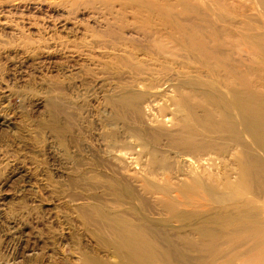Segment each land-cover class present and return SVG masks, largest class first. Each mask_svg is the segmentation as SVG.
Masks as SVG:
<instances>
[{
	"label": "rangeland",
	"instance_id": "374dc122",
	"mask_svg": "<svg viewBox=\"0 0 264 264\" xmlns=\"http://www.w3.org/2000/svg\"><path fill=\"white\" fill-rule=\"evenodd\" d=\"M256 27L264 0H0V264H264V151L245 181L225 119L264 96Z\"/></svg>",
	"mask_w": 264,
	"mask_h": 264
},
{
	"label": "bare ground",
	"instance_id": "6f19581e",
	"mask_svg": "<svg viewBox=\"0 0 264 264\" xmlns=\"http://www.w3.org/2000/svg\"><path fill=\"white\" fill-rule=\"evenodd\" d=\"M259 7L261 8L262 6L260 5ZM193 28L194 26L192 24H184V25L180 24V26L175 27V29H177L179 32L183 34L188 33L187 31H190ZM249 30L251 31L250 33L252 34L247 35L245 38H249L250 41L256 40L254 44L251 46V48L262 54L263 53L262 48H264V34L260 32L261 30L258 27H256V30H254L253 28H250ZM189 35H190L189 38L186 39V43L188 44L189 48L197 50L199 52V57L197 58L201 59L203 64L206 66V68H208V70H210V72L213 75L217 74V72L222 67L219 64L216 57H213L203 48L204 44L202 42L197 41L193 33H190ZM228 87L231 90L230 92L231 95L230 97L228 96L231 101L227 100L228 106L230 108L231 107L234 108L238 122L236 123L233 117L230 118L225 117V119L228 121L232 120L231 130H233L234 133L237 135L238 144L242 149L241 158H239L238 161L241 163V167H242L241 175L245 180L244 174L246 173L251 174L256 168V165L253 161L255 156L258 155L261 156V154H263L264 151V96H262L261 98H257L251 95L249 92L236 93V91L232 89L231 85H229ZM226 109L229 108L226 106ZM209 118H212V115L210 113L207 116V120ZM247 137H249L250 143L249 142L247 143L246 141ZM185 140H187V138H185ZM189 141H191V139H189ZM192 181L193 182L189 185L191 189L194 188L195 186H200L198 181L195 182L194 179ZM186 188L187 186H184V189ZM184 197L191 199V197H187L186 194L184 195ZM184 197H182V199H185ZM195 199L201 200V198H196V197ZM114 223H116L115 225L116 227L115 229L112 230V234L116 238L119 239L120 237L123 239L126 235L131 236V234L128 232L127 229V227H132V225L129 222L125 220H122V222L119 220H115ZM139 246L140 248L145 247L142 244H140Z\"/></svg>",
	"mask_w": 264,
	"mask_h": 264
}]
</instances>
